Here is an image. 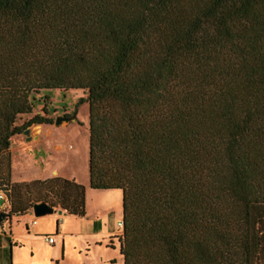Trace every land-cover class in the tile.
<instances>
[{"label":"trees","instance_id":"obj_1","mask_svg":"<svg viewBox=\"0 0 264 264\" xmlns=\"http://www.w3.org/2000/svg\"><path fill=\"white\" fill-rule=\"evenodd\" d=\"M82 90L88 186L122 191L123 264H264V0H0V193L84 217L86 186L13 183L11 139Z\"/></svg>","mask_w":264,"mask_h":264},{"label":"rangeland","instance_id":"obj_2","mask_svg":"<svg viewBox=\"0 0 264 264\" xmlns=\"http://www.w3.org/2000/svg\"><path fill=\"white\" fill-rule=\"evenodd\" d=\"M83 97H86V93L76 89L41 91L36 94L38 102L32 114L20 116L17 120V124H20L34 114L43 115V109L52 119V125H55L57 118H72L53 126L55 141L62 148L58 154L48 155L47 160L58 172L74 171L83 179L87 202L84 217L55 210L43 216H35L31 212L21 219L20 226L24 227L25 222L46 217L47 232L53 236L56 244L52 246L45 237L34 234L22 236L16 252L18 264H123L117 238L121 234L117 222L122 221V191L94 190L87 183L88 105L78 102ZM19 141H22L21 138L13 137L12 147L16 148ZM16 155L17 152L14 153ZM37 155L42 156L40 153ZM2 204L0 201V208Z\"/></svg>","mask_w":264,"mask_h":264},{"label":"crops","instance_id":"obj_3","mask_svg":"<svg viewBox=\"0 0 264 264\" xmlns=\"http://www.w3.org/2000/svg\"><path fill=\"white\" fill-rule=\"evenodd\" d=\"M53 126H56V124H33L29 127V133L27 135L21 134L14 136L15 138H21L22 141L17 143L16 148H13L12 143H10L11 182L21 183L32 180H45L53 176H61L86 185L76 172L68 171L60 173L49 165L47 160L48 155L58 154L62 148V146L55 141L56 135L53 133ZM15 152H17L16 156H14ZM39 153L42 156H38L37 154ZM15 170H17L16 175ZM87 178L89 179V176ZM0 201L3 202L0 212L6 213V217L0 222V264H18L16 252L19 248L21 237L32 234L42 237L49 235L46 229L48 223L47 218L41 217L38 220L32 219L30 223L24 221L25 226L21 227V219L26 218V216L32 212V208L22 213H9L10 205L7 198L3 195ZM86 206L87 202L85 198V208ZM54 209L58 210V212L61 210L59 213L63 212L69 215L60 208ZM56 229H58V226ZM55 244L56 240L53 238V243H51V245L55 246Z\"/></svg>","mask_w":264,"mask_h":264},{"label":"water","instance_id":"obj_4","mask_svg":"<svg viewBox=\"0 0 264 264\" xmlns=\"http://www.w3.org/2000/svg\"><path fill=\"white\" fill-rule=\"evenodd\" d=\"M71 117H60L57 118L55 121V124H59L62 121H69L71 120ZM29 133V128L25 129L22 134L27 135ZM55 211V209L49 205H47L44 202H39L36 203L33 207H32V212L35 216H43L46 214H51ZM59 212H61V210H59ZM6 217V213L5 212H0V222Z\"/></svg>","mask_w":264,"mask_h":264},{"label":"built area","instance_id":"obj_5","mask_svg":"<svg viewBox=\"0 0 264 264\" xmlns=\"http://www.w3.org/2000/svg\"><path fill=\"white\" fill-rule=\"evenodd\" d=\"M3 198V195L0 193V199ZM35 223V221H34ZM117 226L119 229H122V226H123V222L122 221H118L117 222ZM45 239L49 242V243H53V236L52 235H47L45 236Z\"/></svg>","mask_w":264,"mask_h":264}]
</instances>
